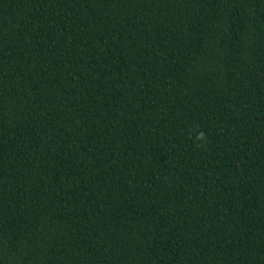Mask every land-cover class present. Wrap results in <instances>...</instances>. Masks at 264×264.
Returning a JSON list of instances; mask_svg holds the SVG:
<instances>
[{
  "label": "trees",
  "instance_id": "16d2710c",
  "mask_svg": "<svg viewBox=\"0 0 264 264\" xmlns=\"http://www.w3.org/2000/svg\"><path fill=\"white\" fill-rule=\"evenodd\" d=\"M0 264H264V0H0Z\"/></svg>",
  "mask_w": 264,
  "mask_h": 264
}]
</instances>
